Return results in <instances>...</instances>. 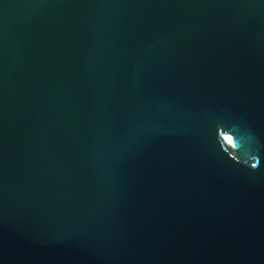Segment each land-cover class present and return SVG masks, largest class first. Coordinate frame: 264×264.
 <instances>
[{"label":"water","instance_id":"95a60500","mask_svg":"<svg viewBox=\"0 0 264 264\" xmlns=\"http://www.w3.org/2000/svg\"><path fill=\"white\" fill-rule=\"evenodd\" d=\"M0 264H264V0H0Z\"/></svg>","mask_w":264,"mask_h":264}]
</instances>
